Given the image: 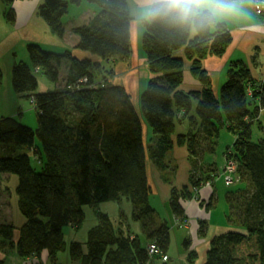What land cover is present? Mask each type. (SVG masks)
Returning a JSON list of instances; mask_svg holds the SVG:
<instances>
[{
	"label": "trees",
	"instance_id": "trees-1",
	"mask_svg": "<svg viewBox=\"0 0 264 264\" xmlns=\"http://www.w3.org/2000/svg\"><path fill=\"white\" fill-rule=\"evenodd\" d=\"M1 1L9 6L14 0ZM91 1L98 9L73 26L76 46L57 49L30 42L28 59L12 66V86L20 97L32 99L38 124L34 128L19 115L0 116V174L17 175L16 202L24 220L17 225L10 208L4 211L10 200L0 204V247L24 257L46 249L57 264L67 246L64 229L79 230L85 204H90L98 220L86 241L69 243L73 259L80 264H146L161 256L167 264L171 225L153 206L148 161L168 171L176 126L187 122L189 129L177 140L187 146L192 169L189 183L172 187L170 207L177 223L187 224L185 202L199 198L200 190L214 185L222 173L206 153L214 152L221 129H227L235 137L223 166L235 183L226 193L228 225L210 237L202 264H264V80H256L250 66L238 59L230 63L219 92L214 90L202 61L209 53L222 55L233 36L211 13L205 11L195 27L172 17L144 19L142 47L152 76L141 92L140 112L112 67L113 61L132 54L136 19L130 0ZM80 2L44 0L53 14H65L70 3ZM15 17L10 5L7 18L14 22ZM187 60L203 84L200 89L181 87ZM37 71L56 82V88L36 91ZM3 76L0 67V88ZM142 117L154 134L148 141ZM100 189L110 201H131L145 239L137 231L116 228L96 199ZM198 228L206 235L207 219H199ZM190 242L184 239L186 249ZM153 243L161 253H149ZM196 256L193 250L188 254L191 261Z\"/></svg>",
	"mask_w": 264,
	"mask_h": 264
},
{
	"label": "crops",
	"instance_id": "crops-1",
	"mask_svg": "<svg viewBox=\"0 0 264 264\" xmlns=\"http://www.w3.org/2000/svg\"><path fill=\"white\" fill-rule=\"evenodd\" d=\"M133 1L134 0H131L129 5H130L131 13L134 16L132 12ZM2 3L3 4H1V7L3 8L4 6L3 8L4 10L5 7L8 5L5 4L4 2ZM140 4H141L140 0L139 1L137 0L136 6ZM10 5L13 6L16 11V17L13 23H18L19 25L28 21L34 14H38L42 17L41 14L42 11H46L48 14L50 13L51 16L55 15L50 10L47 9L44 0H14ZM230 5H231L230 10L225 11L223 13H218L215 16L218 21L224 22L228 27V29L231 31L233 36L232 42L228 45L226 51L222 55H213L209 53L202 61V65L206 69L210 77L211 86L214 88L216 92H219L220 90L222 76L226 75L225 69L228 68L230 63L234 60H238V59L243 60L250 66L252 76L256 80L258 81L264 80V16L256 13L249 0H232L230 1ZM97 9L98 7L94 5L92 9H88L87 11L81 12L80 17L78 19H73L74 22H72L73 20H71L70 23L75 25L76 23L82 22L83 19L82 16L88 18ZM144 12L145 9L143 7L142 8L138 7L139 16L143 18V20H144ZM60 18L61 17L58 15L57 21L58 24H60L59 26H61V28L60 31L57 30V32L61 33L62 30L64 32L63 39L59 41L60 45L61 46L67 45L70 47L76 46V42L78 40L77 34L73 33V39L69 40L67 38L68 37L67 34L68 29H66L67 24L62 25ZM139 21L134 20L132 24L131 56L127 59H123V60L120 59L112 62V67L115 69L114 77H117L116 75H118V73H116V69L119 66H121L120 73L123 72L132 73L133 71L131 70L130 65L135 64L134 61L137 62V60H140L142 55L141 51H143V54L146 57L144 50H142V48L140 50V46H139L140 41L139 38L136 37L135 35V31L137 30L138 25L142 29V31L144 30V27H142L143 25L140 26ZM66 38L69 40V42ZM133 41L138 43L137 51L135 45L133 44ZM44 44L51 47L57 46L49 43H44ZM192 64H193L192 61L187 60L184 70V81L181 85L182 89L185 91L200 89L203 87L201 81L192 73L191 70ZM145 67H149L148 63L145 65ZM135 72H137V70ZM151 76H152L151 72L148 71L145 78L149 79ZM135 77L136 76L132 77V81L136 80ZM148 79L146 80L148 81ZM141 80L139 78V82L141 84L146 82V80H143L142 78ZM19 106L21 108L22 104H20ZM1 114L14 116L16 115V112L8 111V113H1ZM188 129L189 126L187 122H184L182 124H177L176 126L175 133L173 134L174 145L167 155V159L170 162L169 163L170 169L166 172H161L158 170V168L154 165L152 161H148V175L150 179V184L152 186V192L154 193L152 201L153 203L156 202L157 206H159L156 207V209L158 211L159 216H161L160 219L162 220L167 219V221L171 225V243L167 251L169 255L168 261H170L171 258H176L177 260L179 259L178 257L179 255H177L176 257L177 254L176 251L179 245L181 248V250L179 249V253L181 256H183L180 257L179 263L189 264V262H186L184 256L188 257L189 252L193 250L197 253V255L199 254L200 263L196 262L197 257L193 261H191V263L196 262V264H202L206 257V253L209 247L210 237L216 232L223 231L224 229H226V226L228 225L227 214L229 211V205L226 204V202H224V204L222 203L221 206L219 207L214 202L217 197L216 195L217 187L215 180L213 186H206L200 190L199 198L185 202L184 205L186 207V213L189 218V222H190L189 224H191V226L189 227L188 223L186 225L177 223L176 217L173 215L170 207L172 187L173 185H177L178 187H180L182 185L189 183L190 173L192 169L191 158L189 156V151L187 149V146L185 144L178 143L177 135L181 132L187 131ZM153 136L154 134L152 129L147 124H145V128H144L145 140L148 141ZM1 175H5L8 181L10 180V178L12 179V182L14 181L12 175L9 176L7 174H0L1 181H2ZM222 176H225L223 172L219 175V177ZM6 182L4 183V185L3 183L0 182V204L2 203L1 198L6 197L5 195L9 194L8 201L10 200L11 202L10 213H12L15 223L17 225H21L24 220L23 217L19 216V210L17 208V202H16L17 199L16 192L12 193L10 186ZM226 183L228 185L226 189V193H227V191L230 188L235 186V183L234 181L230 183L229 182ZM96 199L99 201V203L108 201L106 190L105 189L97 190ZM202 218H205L208 221V231L206 233L205 240L202 237V235L198 233V229H199L198 221L199 219ZM123 220L125 219L123 218L121 219L122 223ZM86 227H88L87 229L89 230L91 226H86ZM82 228H80L79 230H75L72 226H67L64 229L65 236L67 235L69 236L68 237L69 243L74 239L80 240L82 242L87 240L88 230L86 229L85 234H81ZM116 228L118 229L124 228V229H128L129 231L132 230L130 229V227L126 228L124 225H120V224L118 226L116 225ZM173 228L176 229V232L175 231L172 232L174 230ZM141 229H143L142 223H141ZM142 232L144 231L142 230ZM186 238H189L191 241L190 247L188 249H186L183 244V241ZM67 246H69V244ZM67 246L63 251L59 253L57 264H80L79 260L73 259L70 256V253L65 252L68 249ZM155 257L151 258L149 261H152L153 259H155ZM0 264H56V263H54L51 260V258L49 257L48 250L46 249L43 250L40 255L34 254L24 257L20 255L17 250H8L6 248L3 249L0 247Z\"/></svg>",
	"mask_w": 264,
	"mask_h": 264
},
{
	"label": "rangeland",
	"instance_id": "rangeland-1",
	"mask_svg": "<svg viewBox=\"0 0 264 264\" xmlns=\"http://www.w3.org/2000/svg\"><path fill=\"white\" fill-rule=\"evenodd\" d=\"M131 1V0H130ZM135 1V2H134ZM133 1V8L132 12L134 14V18L139 21L140 26L144 27V20L139 16L138 13V7H141V4L136 6L137 0ZM139 1V0H138ZM1 4H3L0 0V67L3 70L4 76L2 79V84L0 88V116L2 115L1 113H8V111H14L16 112V115L20 116V120L25 121L26 123L31 124L34 128L38 124L37 120V110L35 108V104L32 101L30 97H18L19 95L15 92L13 86H12V66L15 61H20L21 59H28L27 56V44L30 42H41L43 41L44 43H49L57 46V49L63 48V46L60 45V40L63 39L64 32L62 30L61 33L57 32V30L60 31L61 26L58 24L57 18L58 15L61 17V24L66 26L67 34H68V39L72 40L73 39V33L74 31L72 30V26L74 24H71V20L73 19H78L80 17V13L87 11L88 9H92L93 6L95 5L91 0H81L79 4L76 3H70L69 5V10L65 14H55L53 16L48 14L46 11H42V17L38 14H34L28 21L25 23H22L19 25L18 23H13L12 21H9L7 18V10L9 6H6L5 9L1 7ZM46 9V8H45ZM48 9V8H47ZM49 10V9H48ZM86 15V14H85ZM264 16V14H262ZM83 19L82 21L87 20L88 18H85L82 16ZM81 17V18H82ZM80 18V19H81ZM74 22V20L72 21ZM65 29V30H66ZM145 30V29H144ZM142 29L137 27V30L135 31L136 37L139 38V46L140 50L142 47V37H143V32ZM142 32V33H141ZM66 38V39H67ZM67 39V40H68ZM68 40V42H69ZM133 44L135 45L136 51L138 49V43L133 41ZM46 45V44H45ZM76 49H74L75 53ZM140 60L134 61L135 64L130 65L131 70L133 71L132 73H120L121 66H119L116 69V75L117 80L124 83L128 90L130 91L131 97L138 107L139 111L141 112V92L144 89V86L147 84L148 78L146 77V74L148 71H150V67H145V65L148 63L146 57L143 54V51ZM133 58V57H131ZM130 58V60H131ZM128 61V60H127ZM147 63H146V62ZM65 63V62H64ZM135 65V66H134ZM128 67V64H127ZM129 68V69H130ZM137 70V72H135ZM226 75L222 76L221 78V85L227 78V72L228 68L225 69ZM36 76L38 78V85L36 91L41 92V91H48V90H54L56 88V82L50 80L47 78L45 74H43L41 71L36 72ZM135 77V81H132V77ZM139 78L143 80H146V82L142 83L139 82ZM142 81V80H141ZM217 81V80H216ZM220 85V88H221ZM20 104H22V107L20 108ZM22 112V113H20ZM7 115V114H5ZM143 118V123L147 124L144 117ZM28 124V125H29ZM234 136L227 131V129L222 128L220 131V134L218 136V142L217 146L214 150V152H207L206 156L207 159L209 160L210 158L212 160H215L217 162V165L220 167L221 171L223 172V166L226 163V157H225V152L227 150V147L229 145H233L234 141ZM230 166H232L231 161L228 163L229 169H233ZM220 171V173H221ZM230 172V171H229ZM14 178V181L12 182V179L8 181L5 177V175H1L0 180L1 183H8L10 186V189L12 193L16 192V187H17V175H12ZM5 180V181H4ZM166 180V179H165ZM234 180L233 173L232 174H227V176H222L219 177V175L216 177V187H217V197L216 200L214 201L219 207L221 204L224 202L227 203L226 199V189H227V183L226 182H232ZM213 186V184H212ZM206 187V185H205ZM154 193L152 192L151 195V200L153 198ZM6 197L1 198L2 203H8V195H5ZM153 202V201H152ZM100 206L102 209L106 210L109 212L111 215L115 225H124L126 228L130 227L132 231H138L140 238L143 240L145 239V234L142 232L141 229V222L134 218L133 216V205L130 200L127 198L122 199L121 203L114 202V201H106V202H101ZM154 207H159L157 206L156 202L153 203ZM5 210L8 211L10 208V205H8V208L4 206ZM220 209V208H219ZM10 210V209H9ZM85 211H86V217L84 220V223L82 225L81 229V234L86 233V229L88 227L86 226H92L96 221H97V215L94 211V208L90 204H85ZM19 216L23 217V213L21 209H19ZM123 220V223L121 222V219ZM185 223H190L189 221H186ZM189 227L191 224L188 225ZM174 229V230H173ZM172 232H176V229L173 228ZM88 230V229H87ZM68 235L66 236L67 243L68 242ZM204 240L206 239V235H202ZM67 244V245H68ZM210 244V242H209ZM183 247V244H182ZM67 250L65 252L69 253V246H67ZM179 249L181 250L180 246L178 245L177 251H176V257L179 255V259L177 260L176 258H171L170 261H168L167 264H181L180 262V257H183L179 253ZM205 250V249H203ZM64 253V252H63ZM197 257V258H196ZM196 262L200 263V256L199 254L196 256ZM153 258V257H152ZM186 259V262H189V264H196V262H192L191 260L187 257L184 256ZM194 258V259H195ZM199 260V261H198ZM67 263V262H64ZM147 264H164V261L162 260L161 256H156L155 259L152 261H149Z\"/></svg>",
	"mask_w": 264,
	"mask_h": 264
},
{
	"label": "clouds",
	"instance_id": "clouds-1",
	"mask_svg": "<svg viewBox=\"0 0 264 264\" xmlns=\"http://www.w3.org/2000/svg\"><path fill=\"white\" fill-rule=\"evenodd\" d=\"M145 9L144 19L172 17L195 27L197 20L207 13L215 16L230 10V0H140Z\"/></svg>",
	"mask_w": 264,
	"mask_h": 264
},
{
	"label": "built area",
	"instance_id": "built-area-1",
	"mask_svg": "<svg viewBox=\"0 0 264 264\" xmlns=\"http://www.w3.org/2000/svg\"><path fill=\"white\" fill-rule=\"evenodd\" d=\"M252 1L254 3V9H255L256 13H258L260 15L264 14V1H262V0H252ZM230 167L234 168L233 165ZM229 171H232V170L229 169ZM148 249H149L150 254L161 253V249L155 243L150 244L148 246ZM164 259H167V256H165Z\"/></svg>",
	"mask_w": 264,
	"mask_h": 264
}]
</instances>
